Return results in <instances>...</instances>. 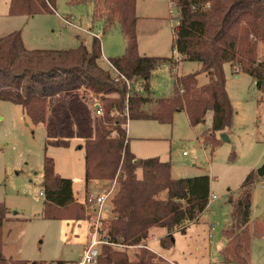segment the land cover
Returning a JSON list of instances; mask_svg holds the SVG:
<instances>
[{
  "label": "trees",
  "instance_id": "16d2710c",
  "mask_svg": "<svg viewBox=\"0 0 264 264\" xmlns=\"http://www.w3.org/2000/svg\"><path fill=\"white\" fill-rule=\"evenodd\" d=\"M93 1L94 15L102 20L105 31L117 24L125 37V53L109 60L131 82L117 81L100 64L101 39L94 36L91 49L85 44L71 49H28L21 30L0 36V101L23 107L34 124H45L49 136L46 147H70L61 122L49 113L50 98L80 84L101 101L102 116H96L90 136L79 148L84 150L85 182L113 180L115 190L109 199L112 216L105 223L104 236L122 244L148 243L150 230L162 227L167 234L161 244L173 245L176 231H186L210 204L211 179L208 174L172 177V163L159 157L139 158L129 146V120L147 119L172 123L174 113L185 109L190 124L205 122L213 111L211 137L213 146L220 141L216 133L226 132L233 123L234 108L227 91L225 66L249 74L264 93V59L259 45L264 43V0H173L179 8L173 49L179 61L200 62L201 71L210 81L198 86L197 75H175L171 97L151 96L150 79L163 62L178 70L173 57L141 55L138 49L137 0H70L74 4ZM57 0H11V15L35 16L53 13ZM139 83L146 95L138 92ZM222 140V139H221ZM139 172L141 175H139ZM44 208L49 219L85 220L83 203L75 200L74 181L58 175L55 161L45 156L43 169ZM256 178L247 175L238 199H231L230 228L223 249L225 261L249 264L252 236H264L259 223L249 227L252 189ZM9 208L0 202V264H69L66 260L38 261L8 258L3 253V226ZM188 224V225H187ZM98 264H167L141 248L131 258L128 251L111 244L100 247Z\"/></svg>",
  "mask_w": 264,
  "mask_h": 264
},
{
  "label": "rangeland",
  "instance_id": "374dc122",
  "mask_svg": "<svg viewBox=\"0 0 264 264\" xmlns=\"http://www.w3.org/2000/svg\"><path fill=\"white\" fill-rule=\"evenodd\" d=\"M10 1L0 0V36L21 30L28 49H71L82 43L90 49L94 36L99 33L102 52L107 59L125 53L126 41L120 25L105 31L103 21L94 20V4L91 2L72 7L61 1L57 10L60 16L55 12L26 17L11 15ZM136 7L139 53L160 57L176 55L173 41L180 13L173 0H137ZM68 14L78 27L65 23L62 17H68ZM259 56L264 59V43L259 45ZM101 65L107 68L106 61ZM199 70L198 62H180L177 71L172 69L170 62H163L153 72L151 95L173 96L175 75ZM225 72L227 91L234 108L233 123L225 133L228 140L216 133L217 140L220 139L217 145L207 141L212 134V111L208 112L205 122L196 126L190 124L185 111L175 112L170 124L156 120H133L131 123L130 144L136 148V153L142 154L141 157L159 156L164 161H171L174 178L208 174L211 193L217 195L198 220L187 224L186 231L174 233L171 248L163 247V237L159 238L166 236V230L162 227L152 229L150 247L163 255L155 253L157 261L167 264H235L224 259L223 249L228 242L224 230L231 226L230 201L238 199L239 189L250 173L258 179L252 189L249 227L251 232L258 223L264 228V93L249 74L235 73L230 63L226 64ZM198 80L201 85L208 83L204 73H199ZM135 85L139 93L146 95L139 83ZM95 102L96 98L80 84L52 96L49 113L59 119L63 135L70 138L72 144L70 147H46L49 136L46 125L34 124L22 106L0 101V202L9 208L11 217L17 212L3 226V253L6 257L47 262L79 258L80 248L74 243L75 234H80L78 225L75 226L77 232H74L71 231V220L45 218L42 215L44 196L40 201L36 198L43 191L45 156L54 159L58 175L74 181V189L85 187L84 150L78 146L93 131L94 119L98 116ZM115 184L110 180L96 189V192L103 193L90 192L88 195L101 196L111 190L114 193ZM83 205L88 216L85 220H88L91 206ZM111 216L109 200L102 215L105 218L101 221L102 231ZM81 228L91 237L93 227L88 222L81 224ZM138 250L129 251L130 257L133 258ZM249 264H264V236H252Z\"/></svg>",
  "mask_w": 264,
  "mask_h": 264
},
{
  "label": "built area",
  "instance_id": "2783aa9c",
  "mask_svg": "<svg viewBox=\"0 0 264 264\" xmlns=\"http://www.w3.org/2000/svg\"><path fill=\"white\" fill-rule=\"evenodd\" d=\"M67 23H69L67 21ZM109 70L114 74L117 81L123 80L127 83L128 88H131V82L127 79L126 76H124L121 72L118 71V69L115 67L113 63L109 60ZM94 107L96 110V114L98 116H102L104 114V108L102 106L101 101L96 99V102L94 103ZM42 195H44V192H41ZM113 194V190L105 192L101 196H94V195H88L84 201L83 204H85L87 207L92 208V212L95 215V223L93 225V230L91 233V238L89 241V244L84 248L83 254L80 257L79 260H77L74 264H98L99 254H100V247L103 244H111L113 246L119 247L121 249H124L126 251L130 250H138L141 248H147L153 253H156L157 255L163 257L159 252L155 251L148 245V243H138V244H122V243H115L111 242L109 238L104 236V233L101 228V221H102V212L104 209L105 204L107 201L111 198ZM217 198V195L211 194L210 195V202L211 200H214ZM37 201L40 200V198L36 199ZM213 264V263H210Z\"/></svg>",
  "mask_w": 264,
  "mask_h": 264
},
{
  "label": "crops",
  "instance_id": "0c3cea01",
  "mask_svg": "<svg viewBox=\"0 0 264 264\" xmlns=\"http://www.w3.org/2000/svg\"><path fill=\"white\" fill-rule=\"evenodd\" d=\"M61 1H64V2H66V3H68V4H70L72 7H75V6H80V5H83V4H85V3H89V2H91V3H93L94 4V2L93 1H89V2H85V3H81V4H74L73 2H70V0H57V5H56V8L54 9V12L53 13H57L58 15H59V13H58V9H59V6H60V3H61ZM94 11H95V5H94ZM138 15V14H137ZM24 16H26V17H33V16H27V15H24ZM60 16V15H59ZM71 15L70 14H68V17H62L63 19H64V21H65V23L66 24H68V25H74L75 27H78L76 24H74V23H72L71 22V20H72V17H70ZM94 20H99V19H96V17H95V15H94ZM67 21L69 22V23H67ZM4 36V35H3ZM96 36L98 37L99 36V33L98 34H96ZM100 38V37H99ZM88 48V47H87ZM89 49V48H88ZM90 49H91V47H90ZM176 52V51H175ZM144 55H146V54H144ZM179 57V55H178V53L176 52V55H174L173 56V58H174V60L175 61H177V58ZM103 61H106L107 62V68H105V69H109V59H107L105 56H104V54H103V52H102V56H101V58H100V64H102L103 63ZM179 61V60H178ZM180 62H185V61H179V63ZM188 62H191V61H188ZM178 63V64H179ZM198 63H200V62H198ZM170 65H171V67H172V63H170ZM201 67H202V65H201V63H200V70L198 71V72H196V73H198V75H199V73H204L207 77H208V82L210 81V76H209V74L207 73V72H203V71H201ZM233 67V66H232ZM156 71V70H155ZM235 71V70H234ZM239 72H242V71H238V69L235 71V73H239ZM190 73H193V72H190ZM189 74V73H188ZM178 75V74H177ZM183 75H186V74H183ZM198 75H197V81H198V86H202L201 84H200V82H199V80H198ZM180 76V75H179ZM151 79H152V77H151ZM151 79H150V85H151ZM255 81V80H254ZM203 85H205V84H203ZM151 90H152V88H151ZM174 94V93H173ZM152 97H154V98H158L157 96L155 97L154 95H151ZM183 111H185V109H180V110H178V111H176V113H178V112H183ZM186 112V111H185ZM209 112V111H208ZM213 112V111H212ZM187 113V112H186ZM207 115H208V113H207ZM207 115H206V118H207ZM187 116H188V114H187ZM206 118H205V121H206ZM189 119V118H188ZM135 120H144V121H151V120H147V119H135ZM212 120H213V114H212ZM130 121V120H129ZM132 121L133 120H131V122H130V124H129V122H128V126H127V132H128V141H129V146H130V148H131V151L137 156V157H139V158H149V157H156V156H146V157H141V156H143L142 154H140V153H136V148H133L132 146H131V139H132V137L130 136L129 137V134H131V131H132ZM153 121H155V120H153ZM210 131H211V128H210ZM223 133H227V131L226 132H222V133H220V134H223ZM140 137H143V136H140ZM137 139V138H136ZM143 139H147V138H143ZM71 144H72V142H71ZM157 157H159V156H157ZM160 158V157H159ZM161 159V158H160ZM171 162V161H170ZM172 163V162H171ZM44 169V168H43ZM108 182H110V180H93L89 185H86L85 184V187L84 188H82L81 190H76V189H74V184H73V189H74V194H75V200H77V201H79V202H82L83 203V201H84V199L88 196V193H90V194H92V192L93 193H95V194H101V193H103V192H96V189L100 186V185H102V184H107ZM80 191V192H79ZM42 192H44V191H42ZM212 194V193H211ZM41 196H44V195H42L41 193H40V196L38 197V198H40V200H41ZM37 199V198H36ZM39 200V201H40ZM109 201V200H108ZM108 201H107V203H108ZM107 203L105 204V206H104V209H103V212H102V215H103V213H105V208H106V205H107ZM13 216L11 217L10 215H9V218H8V220L9 219H13V217L15 216V215H17V212L15 213V214H12ZM89 219L88 220H79V221H76V220H71L70 221V224H72V227H71V231H74V232H77V230H76V228H75V226H77L78 225V229H79V231H80V234L79 235H76L75 234V237H74V243L75 244H78L79 245V248H80V252H79V258L78 259H75V260H71V261H69V260H66V261H68V263L69 264H74L77 260H79L80 259V257L82 256V254H83V251H84V248L89 244V241H90V238L91 237H88L87 236V234H88V232H87V230H85V231H82L81 229V224H83L84 222H88L89 223V225L90 226H92L93 227V225H94V223H95V215H94V213L92 212V208H91V212H90V214H89ZM106 217V216H105ZM104 220H105V218L104 217H102ZM90 219H92V223L90 222ZM94 219V220H93ZM251 222V221H250ZM154 228V227H153ZM153 228H151V230H150V235H151V231H152V229ZM87 229V228H86ZM70 230V229H69ZM162 237H164V235H162V236H160L159 238H162ZM152 241V239H151V237H150V239H149V241H148V245H150V242ZM151 246V245H150ZM131 251V250H130ZM129 252V251H128ZM160 253V252H159ZM250 255H251V248H250Z\"/></svg>",
  "mask_w": 264,
  "mask_h": 264
},
{
  "label": "water",
  "instance_id": "95a60500",
  "mask_svg": "<svg viewBox=\"0 0 264 264\" xmlns=\"http://www.w3.org/2000/svg\"><path fill=\"white\" fill-rule=\"evenodd\" d=\"M221 138L228 140V136L225 133L221 134ZM260 173H262V171H260Z\"/></svg>",
  "mask_w": 264,
  "mask_h": 264
}]
</instances>
